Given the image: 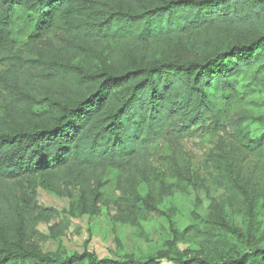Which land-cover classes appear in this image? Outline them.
I'll use <instances>...</instances> for the list:
<instances>
[{
  "label": "trees",
  "instance_id": "1",
  "mask_svg": "<svg viewBox=\"0 0 264 264\" xmlns=\"http://www.w3.org/2000/svg\"><path fill=\"white\" fill-rule=\"evenodd\" d=\"M50 34L55 42L35 62L36 42L43 46ZM26 37L25 61L37 66L24 70L17 51ZM188 38L192 57L183 53ZM103 40L119 45L101 69L67 63L92 51L101 59L95 47ZM0 49L15 68L0 73L10 97L0 114V264H163L100 259L88 250L44 253L69 226L58 222L49 235L37 229L57 212L34 199L19 202L24 175H37L59 197L77 192L81 213L91 216L107 204L111 186L124 221H149L159 210L139 198L138 185L156 171L154 144L189 141L220 114L228 117L222 130L233 147L220 138L209 161L237 199L246 194L244 161L264 159V128L259 135L251 128L261 121L237 106L240 77L264 60V0H0ZM167 259L264 264V246L225 260Z\"/></svg>",
  "mask_w": 264,
  "mask_h": 264
},
{
  "label": "rangeland",
  "instance_id": "2",
  "mask_svg": "<svg viewBox=\"0 0 264 264\" xmlns=\"http://www.w3.org/2000/svg\"><path fill=\"white\" fill-rule=\"evenodd\" d=\"M55 40L50 34L44 38L43 46H39L41 41L36 42L31 58L37 62L44 57L46 45ZM27 41L28 38H24L17 51L22 57L18 68L24 70L37 66V63L25 61L23 50ZM189 43L188 38L183 44V53L192 57L194 52ZM118 45L116 41L103 40L95 47L97 54H102L101 59L92 57V51L91 55L73 57L67 63L82 71L101 69L103 58ZM41 48H45L44 52ZM263 66L264 60L240 77L238 90L243 99L237 103L262 123L264 84L256 86V83L264 81ZM10 69H15L11 55L0 49V73ZM9 100L6 88L0 87V114L5 112ZM228 121V117L220 114L216 126L198 129L189 141L160 142L151 147L157 156L156 171L138 185L139 198L152 200L159 210L149 221H124L118 213V190L111 186L106 189L107 204L91 216L81 213L77 192L70 198L59 197L35 174L18 178L20 203L34 199L40 208H52L57 212L55 220L38 226L40 232L49 235L51 226L58 222L69 226L68 234L50 239L43 252L71 256L88 250L100 259L144 261L153 257L163 264H171L167 258L204 256L225 260L263 247L264 159L252 156L244 161L242 176L246 179L241 184L246 194L239 199L219 183L209 161V155L219 148L220 138L225 140L228 149L233 147L222 130ZM261 122L251 124L255 135L261 134L264 128ZM239 155L244 156L243 153Z\"/></svg>",
  "mask_w": 264,
  "mask_h": 264
}]
</instances>
